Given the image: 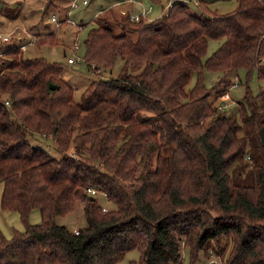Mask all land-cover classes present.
Listing matches in <instances>:
<instances>
[{
    "label": "trees",
    "instance_id": "obj_1",
    "mask_svg": "<svg viewBox=\"0 0 264 264\" xmlns=\"http://www.w3.org/2000/svg\"><path fill=\"white\" fill-rule=\"evenodd\" d=\"M209 4L194 12L176 0L153 19L95 17L84 59L97 78L80 101L62 62L21 51L55 43L57 30L0 41V204L24 224L10 237L0 230V264H117L133 249L129 264H183V248L189 264L211 251L224 264H264V88L250 86L254 73L264 79V0H237L228 12ZM210 39L224 41L205 58ZM242 69L245 94L238 113L227 111L222 98ZM206 71L221 73L211 86ZM37 133L58 157L28 140ZM244 158L254 184L235 177ZM88 187L116 207L104 211ZM78 200L87 224L76 233L56 217Z\"/></svg>",
    "mask_w": 264,
    "mask_h": 264
},
{
    "label": "rangeland",
    "instance_id": "obj_2",
    "mask_svg": "<svg viewBox=\"0 0 264 264\" xmlns=\"http://www.w3.org/2000/svg\"><path fill=\"white\" fill-rule=\"evenodd\" d=\"M79 4L77 7L71 8V18L74 19L77 23L85 22V25L78 31V29L73 25H66L63 28L57 29V40L55 43H45V44H36L31 43L28 45L27 50L23 53L24 58H36V57H46L50 61H59L64 65L63 77L69 82L75 89L74 97L77 101H80L81 95L85 88L90 82H92L97 75L88 67L86 60L84 59L85 45L84 39L87 35L88 30L95 24L93 19L98 16L105 15H114L119 20L125 19L126 11L122 10L124 5L121 3H113L115 0H89L87 4H82L83 0H76ZM133 13L140 12V7L135 3ZM144 6L149 8L150 4H154L155 7L161 8L162 5H165L164 12L167 10L168 0H144ZM191 9L194 12L200 11L198 3L194 0L186 1ZM47 0H1L0 1V31L3 33H9L10 31L14 32L15 30L19 31L20 36L28 37L30 35L29 31L34 33L50 32L54 30V26L50 21V15L53 12L58 14H64L69 8L70 0H54V5L50 7L48 12L44 15L42 14L43 9L46 7ZM153 5V6H154ZM237 6V0H210L209 7L211 9L217 10L219 12H228L232 11ZM99 10V11H98ZM101 10V11H100ZM69 11V10H68ZM97 12V13H95ZM156 12V11H154ZM149 13L151 18L155 17V13ZM130 14V13H129ZM9 15L14 16L11 18ZM156 18V17H155ZM83 20V21H82ZM116 27L117 31H121L120 28L116 25L115 21L111 23ZM27 29H26V28ZM75 27V28H74ZM33 30V31H32ZM77 30V31H76ZM76 31V33H75ZM26 39V38H25ZM79 40L80 45L75 48L74 42ZM224 39H210L206 57L209 56L215 49H217ZM2 47L10 46L9 42H4L1 44ZM72 56L75 58L74 63L68 62V57ZM122 65V60H118V63L113 68L112 73L116 75L120 70ZM239 77L232 76L235 80L234 84L229 93L225 95L222 99L224 100L226 106L224 107L227 111L238 113L239 110V101L243 99L245 94L246 85H245V71L242 69L239 72ZM221 75L219 72L206 71V84L211 86ZM196 81V74L192 75L190 80L189 88H191ZM250 86L253 89L254 93H258L260 89L264 88V79L259 80L256 73H254ZM38 134V133H37ZM39 139H36L34 135L28 136V140L37 146L46 149L53 156H59V152L56 149V144L51 138H46L42 134L37 135ZM236 166L240 167L242 171L234 175L237 181L240 184H254L256 182V173L252 169L250 160L244 158L242 161H239ZM236 169V168H235ZM235 171V170H234ZM1 191L2 187L0 185V200H1ZM99 199V202L102 205H106L109 209L115 208L116 203L112 200H109L103 195H96ZM31 223H39L41 221V213L39 209H34L29 216ZM56 221L60 224H64L70 229L75 227L80 228L87 224L86 218L84 215L83 204L80 200L76 202L75 209L65 215H58ZM13 228L24 229V224L15 211L3 210L0 204V230L1 232L10 237L12 235ZM183 264H189V251L188 249L183 248ZM140 252L138 249L130 250L126 253L125 257L118 262L117 264H129L130 260L138 259ZM211 255L207 258L202 257V260L196 264H206L210 261L211 258L216 259L218 264L222 261V257L216 252L211 251ZM216 264V263H215Z\"/></svg>",
    "mask_w": 264,
    "mask_h": 264
},
{
    "label": "built area",
    "instance_id": "obj_3",
    "mask_svg": "<svg viewBox=\"0 0 264 264\" xmlns=\"http://www.w3.org/2000/svg\"><path fill=\"white\" fill-rule=\"evenodd\" d=\"M176 1V0H168L167 2V11L169 10V8L173 5V2ZM182 1H187V0H182ZM199 0H194V2L198 3ZM89 3L88 0H83L82 1V4H87ZM79 6L78 2L76 0H72L71 1V4H70V10L68 11V13L66 15H59L57 14L56 12H53L51 13L50 15V21L52 23V25L54 26V29L57 30V29H60L64 24H72L74 25L78 31H80V29L84 26L83 23H77L74 19L71 18V8H75ZM150 10H151V6L149 8H146V7H142L140 12L138 13H131L129 14L130 15V18L131 20H139L140 18H147V19H150L149 17V13H150ZM20 32L15 30L14 32H9V33H3L0 31V41H9L11 39L12 36H15V37H18L20 40L22 39V36H20ZM74 45H75V48H77L79 45H80V42L79 40H75L74 42ZM27 50V44H22L21 46V51H26ZM0 56H1V53H0ZM76 60L74 57L72 56H69L68 57V62L69 63H74ZM98 70V69H97ZM7 104H9V101H6ZM76 158H79L78 156H76ZM87 194L90 195V196H94V197H97L96 195H103L105 197H108V194L107 192L101 190V189H98L96 187H88L87 189ZM102 209L104 211H107L109 210V208L106 206V205H102ZM76 233H79V228L75 229L74 230ZM212 263H216L218 264V261H216V259H213L211 258L210 261L206 264H212ZM220 264H224V262H221Z\"/></svg>",
    "mask_w": 264,
    "mask_h": 264
},
{
    "label": "crops",
    "instance_id": "obj_4",
    "mask_svg": "<svg viewBox=\"0 0 264 264\" xmlns=\"http://www.w3.org/2000/svg\"><path fill=\"white\" fill-rule=\"evenodd\" d=\"M90 2V1H89ZM143 2H145L144 0H136L135 1V3H136V5L138 6V8L140 7V10H141V8L144 6V3ZM113 3H121L122 5H124L123 6V8H121L122 10H125L126 11V13H133V12H135V11H133V10H135L134 9V6L132 5L133 3H134V0H115ZM70 4H71V2H70ZM70 4H69V8L67 9V12L66 13H68V10H70ZM154 4L152 3V4H150L149 5V7L151 6V10H150V12L151 13H153L154 11H156V12H154L155 13V17H159V16H161V15H163L164 13H166L167 12V10L164 12V9H165V5H162V7L161 8H158V7H155V5L153 6ZM144 7H146V6H144ZM99 11V10H98ZM101 11V10H100ZM95 13H97V12H95ZM58 14V13H57ZM59 15H61V14H59ZM63 15H65V13L64 14H62L61 16H63ZM150 17V16H149ZM154 17V18H155ZM150 19H153V18H151L150 17ZM83 21V20H82ZM66 25H71L72 27H73V25L72 24H64L61 28H63L64 26H66ZM26 28V27H25ZM75 28V27H74ZM27 29V28H26ZM77 31V30H76ZM76 31H75V33H76ZM11 32V31H10ZM7 33V32H6ZM32 35H34V33H32L31 31H30V35L28 36V38H31V36ZM75 229H77V227H75L74 228V230Z\"/></svg>",
    "mask_w": 264,
    "mask_h": 264
},
{
    "label": "water",
    "instance_id": "obj_5",
    "mask_svg": "<svg viewBox=\"0 0 264 264\" xmlns=\"http://www.w3.org/2000/svg\"><path fill=\"white\" fill-rule=\"evenodd\" d=\"M53 88H55V85H52ZM92 199H94L95 197L94 196H91Z\"/></svg>",
    "mask_w": 264,
    "mask_h": 264
}]
</instances>
